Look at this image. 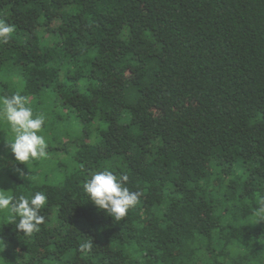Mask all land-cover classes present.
Masks as SVG:
<instances>
[{"label": "trees", "instance_id": "16d2710c", "mask_svg": "<svg viewBox=\"0 0 264 264\" xmlns=\"http://www.w3.org/2000/svg\"><path fill=\"white\" fill-rule=\"evenodd\" d=\"M0 21V98L48 142L15 161L0 117V189L47 196L31 235L0 210V264H264V0H0ZM104 168L142 193L119 221L83 191Z\"/></svg>", "mask_w": 264, "mask_h": 264}, {"label": "clouds", "instance_id": "9594fccd", "mask_svg": "<svg viewBox=\"0 0 264 264\" xmlns=\"http://www.w3.org/2000/svg\"><path fill=\"white\" fill-rule=\"evenodd\" d=\"M14 30V26L0 21V41L7 42ZM0 117H3L11 130L12 136L7 147L15 161L25 164L47 156L48 142L41 134L46 117L43 114L34 116L24 96L17 92L0 98ZM126 181V176L118 178L112 170L104 168L84 182L83 191L98 209L119 221L138 203L142 195L126 187ZM46 203L47 196L42 191L28 198L0 189V210L9 212L16 229L25 235L38 231L39 226L45 222V216L40 213ZM256 215L264 218V199H261ZM86 247L90 248L91 245Z\"/></svg>", "mask_w": 264, "mask_h": 264}, {"label": "rangeland", "instance_id": "374dc122", "mask_svg": "<svg viewBox=\"0 0 264 264\" xmlns=\"http://www.w3.org/2000/svg\"><path fill=\"white\" fill-rule=\"evenodd\" d=\"M2 132V131H1ZM44 134L46 136L50 135L51 137H54L55 136V132L53 131H44ZM0 218H1V213H0Z\"/></svg>", "mask_w": 264, "mask_h": 264}]
</instances>
